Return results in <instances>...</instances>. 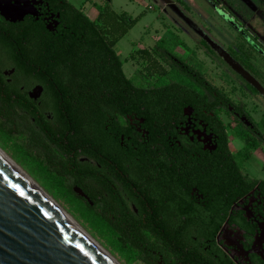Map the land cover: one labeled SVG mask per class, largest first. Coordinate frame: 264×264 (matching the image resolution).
<instances>
[{"label":"flooded vegetation","instance_id":"obj_1","mask_svg":"<svg viewBox=\"0 0 264 264\" xmlns=\"http://www.w3.org/2000/svg\"><path fill=\"white\" fill-rule=\"evenodd\" d=\"M5 1L11 6L19 4L26 13L15 22L0 16L5 21L0 23V111L6 112L15 122L30 117L31 132H40L39 123L43 127L50 126L54 112L65 115L68 110L90 107L81 102L82 90L50 86L54 73L42 69L41 60L35 54L43 40L25 38L18 32L25 26L41 33L55 32L59 26L49 4L45 0H36V4L31 0ZM244 25L249 26L248 23ZM253 28L259 39L253 47L257 53L264 54L263 27ZM203 39L212 46L211 39ZM168 49L162 50V56H166V62L161 63L164 67L165 64L172 66V61L180 72L191 69L206 79L196 65L169 49L171 55ZM247 84L243 91L256 95L264 91V83L259 86ZM138 89L159 88L140 86ZM205 90L203 87L197 89L200 93ZM218 90L224 93L220 88ZM94 106L99 107V104ZM100 106L109 109L112 104L101 103ZM135 107H139L140 112L131 110L120 126L114 125L112 119L94 124L89 144L66 145L65 140L61 144L62 150L77 147L80 154L85 152L78 156L77 164L72 163V154L62 158L68 166L66 172L75 174L78 184L90 191L91 197H88L81 186H74L88 197L90 203L84 199L94 208L96 217L141 228L144 241L158 247L153 253L159 254V264H168L169 255L175 264H182L180 237L189 235L194 243L197 233L205 237L214 233V244L226 261L264 264V195L257 188L223 200L228 207L223 205L221 224L215 232L212 230L214 181L218 187L225 189L227 186L225 180L219 183L220 178L213 172L212 155L217 149V136L206 117L212 113L204 109L197 111L195 107L182 103L130 104V108ZM148 107L151 111L146 110V114L153 116L149 120L139 116ZM239 108V111L233 108L229 111L246 128L256 132L255 121L242 104ZM243 116L252 127L240 120ZM68 131L74 130L64 125L45 129L54 139L66 138ZM116 133L120 135L118 139ZM260 139L264 144V138L261 136ZM49 149L59 152L53 143ZM207 243L209 245L211 241Z\"/></svg>","mask_w":264,"mask_h":264},{"label":"trees","instance_id":"obj_2","mask_svg":"<svg viewBox=\"0 0 264 264\" xmlns=\"http://www.w3.org/2000/svg\"><path fill=\"white\" fill-rule=\"evenodd\" d=\"M45 1L49 4L51 14L56 19L59 28L55 32L41 33L30 26H25L18 32L25 38L43 40L35 54L41 60L42 69L54 73L51 74L53 83L50 86L82 90L81 102L89 104L90 107L68 110L65 115L63 112H54L50 126L64 125L74 130L73 132L68 131L66 138L50 137L49 133L45 132V129L50 127L49 124L43 127L42 123H39L40 132H31L33 126H29L30 117H24L23 120L15 122L6 112L2 111H0V130L17 145L28 159L37 165L41 172L59 186L61 194L65 196L67 202L73 206L80 217L104 237L128 263L139 261L143 264H159V254L153 253L158 250V247L147 244L142 237L141 228L135 227V224L131 227L129 224L112 223L102 217L99 219L96 217L94 208L88 201L73 191L74 186L80 187L81 185L78 184L75 174L66 172L68 166L65 163L66 160L62 158L64 155L72 154V163L77 164L79 163L78 156L85 152L80 154L77 147L72 150H62L61 144L64 140L66 145L79 142L89 144L94 134L92 130L94 124L112 119L114 125L120 126L123 124L121 120L127 118L126 115L131 114V110H140L139 107L130 108V104L182 103L195 107L197 111L204 109L207 113H212L211 116L206 114V117L217 136V149L212 155L213 172L220 178L219 183L224 180L227 182L224 189L218 187L214 181L213 216L210 223L214 232L223 219L220 218L224 205L223 200L234 194L241 196L253 188H257L264 195V179L251 177L239 166L229 148L226 124L218 114V110L222 109L225 114L238 122L240 128L234 131L242 141L243 151L248 156L251 150L260 147L262 132L258 126H256V132L249 130L233 116L228 107L239 111L238 103L232 102L216 86L191 69L183 70L184 74L196 87L205 88L204 92L200 93L195 88L191 90L192 87L175 81L157 86L159 89L144 91L138 89L140 86L135 85L125 75L122 68L124 61L118 55L115 45L139 21L143 15L142 12L130 17L125 12L115 11L110 0H102L101 4H97L94 19H90L81 6L73 5L70 0ZM0 23L4 24L5 21L0 18ZM162 44L161 41L156 43L153 51L158 57L166 60V56H162L164 48ZM168 52L172 55L169 50ZM129 57L133 60L139 58L143 60L146 63L144 69L148 72L156 73L158 76L166 74L165 67L147 48L135 49ZM170 62L175 65L172 61ZM95 103H98L99 107L94 106ZM101 103H110L112 107L109 109L101 107ZM199 105L202 107H198ZM146 110L150 112L151 108L144 109L145 112L139 116L147 120L152 119L153 116L146 114ZM2 117L5 120H2ZM119 136L116 133L117 139ZM52 143L57 148L55 150L59 152L49 149ZM81 188L88 197H91L90 191L82 186ZM192 240L189 235L182 234L180 237L182 264H233L223 259L218 252L214 244V233L209 237L197 233L196 241L193 243ZM208 240L211 241L209 245ZM168 257L170 258V260L167 259L168 264H175L171 255Z\"/></svg>","mask_w":264,"mask_h":264},{"label":"rangeland","instance_id":"obj_3","mask_svg":"<svg viewBox=\"0 0 264 264\" xmlns=\"http://www.w3.org/2000/svg\"><path fill=\"white\" fill-rule=\"evenodd\" d=\"M212 2L220 3L221 7L227 12V14H234L237 20L234 19L233 25L225 20L222 13L218 10L212 9L211 14L214 13L217 18L218 25L225 28L228 37L237 35V31L232 26H245L244 23H248L249 26H261L262 37L264 42V2L263 0H210ZM75 6H81L84 13L90 18L94 19V13L97 11V4L95 5L93 0H70ZM140 5V6H139ZM111 6L116 10L124 9L132 13L135 7H139L140 11L144 9V3L141 1L139 4L136 0H111ZM206 7V6H205ZM219 6V9L225 13V11ZM210 8V6H209ZM156 11L157 9L154 8ZM156 11L151 10L145 13L144 18H140L139 21L128 31V33L122 37L115 49L124 61L122 68L125 75L130 78L137 86H152L157 87L166 84L171 81L180 82L189 87L198 89L193 82L175 66H169L165 64L166 74L158 76L156 73L148 72L144 69L146 63L139 59H131L129 55L138 48L146 47L154 56L157 57L160 63L165 61L163 58L158 57L156 52L153 51V45L156 43H163L164 48L172 50L176 43L180 42L166 32H162V28H159V22L161 17H158ZM216 21V18L212 16ZM152 23V24H151ZM160 29L162 34L160 33ZM211 35H213L211 33ZM168 49V50H169ZM169 50V51H170ZM181 52V51H180ZM166 62V61H165ZM164 62V63H165ZM262 66L258 71L260 75L264 76V54H261L259 60ZM142 75V77L140 76ZM216 75V76H215ZM221 74L213 72L206 76V79L213 85L224 91L232 102L235 104H242L246 112L255 121L258 128L262 132L264 138V92L260 94L252 93L251 91L242 90V86L237 84L236 79L230 75L225 77ZM223 122L226 124V129L229 135V148L234 154L239 166L246 171H259L264 177V144L261 142L260 147L250 151L247 156L243 151V145L240 138L234 131L236 128H240L236 120L231 116L224 113L222 109L218 110ZM0 149L11 159L13 162L27 174L47 195H49L67 214H69L81 227L87 232L104 250H106L119 264H143L139 261L128 263L118 251H115L107 240L102 237L98 232L94 231L88 223L80 217L78 212L70 205L65 196L59 191V186L46 174L41 172L37 165L28 159L17 147L15 143L10 141L7 136L0 130ZM250 175V174H249Z\"/></svg>","mask_w":264,"mask_h":264},{"label":"water","instance_id":"obj_4","mask_svg":"<svg viewBox=\"0 0 264 264\" xmlns=\"http://www.w3.org/2000/svg\"><path fill=\"white\" fill-rule=\"evenodd\" d=\"M18 5L0 0V16L20 21L26 12ZM73 191L89 201L78 187ZM0 264L113 263L0 156Z\"/></svg>","mask_w":264,"mask_h":264},{"label":"crops","instance_id":"obj_5","mask_svg":"<svg viewBox=\"0 0 264 264\" xmlns=\"http://www.w3.org/2000/svg\"><path fill=\"white\" fill-rule=\"evenodd\" d=\"M93 1L96 4L102 3V0ZM140 1L144 3V9L140 11L139 7H135L132 10V13L137 10L135 15L129 14L124 9L118 11L113 6L112 8L117 12H125L130 17L142 12L141 18L145 17L147 11H156L154 9L156 8V14L162 19L159 28L180 42L174 45L173 53L190 62L191 65H196L197 70L203 71L205 77L217 72L226 78L225 74L228 73L244 89L247 83L251 85L254 83L257 86L260 85L259 83H264V76L258 72L261 71L259 67L262 66L259 62L261 54L253 47L254 43H259L255 29L253 26H234L238 34L228 37L225 28L218 25L217 18L214 13L211 14V10L216 8L231 24L234 19L237 20V17L234 14H227L220 3L215 4L210 0H136L138 4ZM81 4L82 2L79 5L83 6ZM219 6L225 13L219 9ZM95 15L96 12L94 17ZM162 32L160 29L161 34ZM203 37L211 39L212 46L205 42ZM247 173L253 178L264 179L259 171L252 173L247 171Z\"/></svg>","mask_w":264,"mask_h":264},{"label":"bare ground","instance_id":"obj_6","mask_svg":"<svg viewBox=\"0 0 264 264\" xmlns=\"http://www.w3.org/2000/svg\"><path fill=\"white\" fill-rule=\"evenodd\" d=\"M0 156L3 157L30 185H32L54 208H56L76 229H78L101 253H103L113 264H119L104 248H102L82 227L67 214L49 195H47L27 174H25L1 149Z\"/></svg>","mask_w":264,"mask_h":264}]
</instances>
